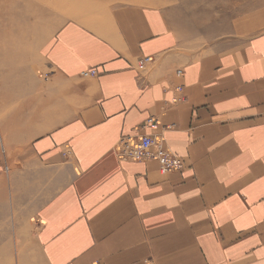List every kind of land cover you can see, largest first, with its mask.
Wrapping results in <instances>:
<instances>
[{"label":"crops","instance_id":"obj_1","mask_svg":"<svg viewBox=\"0 0 264 264\" xmlns=\"http://www.w3.org/2000/svg\"><path fill=\"white\" fill-rule=\"evenodd\" d=\"M252 17L191 59L135 6L45 34V82L0 103L16 105L3 108L18 157L7 167L0 153V228L10 207L29 233L17 264H264V30L243 38L264 19ZM151 117L182 171L118 153Z\"/></svg>","mask_w":264,"mask_h":264},{"label":"rangeland","instance_id":"obj_2","mask_svg":"<svg viewBox=\"0 0 264 264\" xmlns=\"http://www.w3.org/2000/svg\"><path fill=\"white\" fill-rule=\"evenodd\" d=\"M11 1L0 0V103L4 102V98L10 99L19 94L29 93L33 88V86L29 88V85L36 79L45 82L47 67L35 55L36 48L40 44L39 41L45 38L46 33L53 32L59 25L66 22L93 24L111 11L124 7L135 6L145 11H152L157 18L159 16L162 18L161 26L165 27L164 32L176 41L186 58L191 59L194 55L205 53L223 41L229 40L231 36L237 35L241 30L239 27L236 29L235 26L240 20L247 21L248 24L253 23L248 22L251 16L254 21L264 19V0H260L262 4L254 3L258 0H23L30 1L34 17L29 20L30 22L21 20L16 23L15 14H22V9L17 4L20 0H15L14 14L6 13L10 9L8 6ZM245 3L247 6L243 8ZM202 16L206 18V24L200 23ZM30 23L36 26L37 32L23 41L16 35V37L3 35L11 27L29 26ZM263 25L255 30L246 29L248 34L243 35V38L263 31ZM10 43L12 46L15 43L18 46L10 51ZM21 79L22 88L17 85ZM15 106H0V153L5 158L6 164L8 163L7 167L15 162L18 156L16 152L9 150L2 133L1 124L5 116L3 108L7 107L9 111ZM8 170V168L5 169L7 173H9ZM10 170L13 168L11 167ZM6 189L5 197L9 194L8 188ZM9 208L6 209V221L0 228L5 231L0 233V245L9 243L11 248L0 250V261L17 264L19 253L29 250L28 243L25 241L26 237L29 239V233L20 234L17 230L18 219L14 215L17 210L13 209L12 217ZM14 238H16V247L13 245Z\"/></svg>","mask_w":264,"mask_h":264},{"label":"built area","instance_id":"obj_3","mask_svg":"<svg viewBox=\"0 0 264 264\" xmlns=\"http://www.w3.org/2000/svg\"><path fill=\"white\" fill-rule=\"evenodd\" d=\"M151 60V58H145L139 61L138 69L144 70ZM94 74V71H90L89 73V75ZM180 91V87L176 89V92L180 93ZM170 103L177 104L179 100L173 98ZM144 122L142 128L148 130L150 134L142 135L137 140L122 137L118 143V153H120L121 158L135 163L155 161L159 166L161 174L182 171L183 164L181 160L165 148L162 140L158 135H155L159 130V123L153 117L146 119Z\"/></svg>","mask_w":264,"mask_h":264},{"label":"bare ground","instance_id":"obj_4","mask_svg":"<svg viewBox=\"0 0 264 264\" xmlns=\"http://www.w3.org/2000/svg\"><path fill=\"white\" fill-rule=\"evenodd\" d=\"M19 2V3H18ZM17 2V4H19L18 5V7H21V13L22 14H18V13H16L15 15H16V17L13 15L14 13H13V7H14V4H15V0H12L11 1V3H10V6H8L10 9L8 10V11H6V13H13L12 15L15 17L14 18V20L16 21V23H17V21H21V20H23V21H25V22H30L29 20H31V18H33L34 17V11L31 9V7H30V1H23V0H20V1H18ZM264 2V1H263ZM262 1H260V0H258V1H254V3H257V4H262L263 3ZM187 5V4H186ZM247 6V4L245 3V4H243V8L244 7H246ZM39 12V11H38ZM72 14V13H71ZM258 14V13H257ZM11 15V16H12ZM18 17V18H17ZM47 17V16H46ZM203 17V16H202ZM13 18V17H12ZM20 18V19H19ZM38 18V17H37ZM40 19V18H39ZM235 19V18H234ZM13 20V19H12ZM13 20V21H14ZM38 20V19H37ZM41 20H42V18H41ZM242 22V20H240V22H238L239 24ZM200 23L202 24H206L207 23V20H206V18H202V19H200ZM1 24V23H0ZM4 26H5V24H3ZM16 25V24H15ZM14 25V26H15ZM1 26V25H0ZM12 26V25H11ZM242 26V25H241ZM236 28L237 27H239L238 26V24H237V26H235ZM37 32V29H36V26H34L33 24H29V26H21V25H17V26H15V27H11V28H9L8 30H6V32L3 34V35H5L6 37H8V36H17L18 38H20L22 41H23V39L25 40L26 38H28V37H30V36H32L33 34H35ZM15 36V37H16ZM10 40V39H9ZM5 42H6V40H5ZM4 42V43H5ZM13 42V41H12ZM11 44V43H10ZM16 46H18V45H16V43H15V45H13L12 46V44L11 45H9V50L10 51H12V49H14V47H16ZM11 65V64H10ZM15 249V248H14ZM16 251V250H15Z\"/></svg>","mask_w":264,"mask_h":264}]
</instances>
